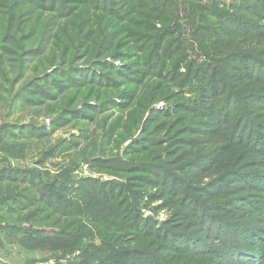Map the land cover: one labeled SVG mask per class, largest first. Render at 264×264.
I'll return each instance as SVG.
<instances>
[{
    "label": "rangeland",
    "instance_id": "1",
    "mask_svg": "<svg viewBox=\"0 0 264 264\" xmlns=\"http://www.w3.org/2000/svg\"><path fill=\"white\" fill-rule=\"evenodd\" d=\"M174 1L178 6L177 23L180 26V36L185 43V52L176 55L179 56L177 60H180V55H185L183 61L170 64L176 67L175 75L161 82L155 78L157 74L153 73L149 79L146 78L138 84L118 78L117 72L123 71L119 68L128 65L130 61L143 62L144 56H147L148 49L144 48L139 60L127 61V57H130L128 49L137 47L138 37L129 40L127 50L123 48L116 55L106 53L92 62L80 59L77 53L72 67L66 71H77L83 74L81 78L74 75V80L70 83L55 76L50 78L48 83H56L59 86L63 82L64 85L72 84L77 88L96 87L104 81L101 85H107V89L118 85L113 92L120 96L114 98L118 106L104 111H86L85 116L77 118V121L67 118L71 122L67 125L56 124L52 120L55 114H49L58 103L54 102V97L60 93L59 89L44 85L40 81L36 82L38 89L47 93L49 97L41 92L36 94L33 92L34 94L24 98L23 103H20L21 100L11 103L13 92L27 85L33 78L41 77L55 69L49 68L45 63V60H51L54 56L50 44L53 40L43 48L41 55L32 57L19 58L12 55L10 50L16 49L14 45L0 48V167L28 169L37 173L41 182H48L46 177L57 179V182L60 181V177H66L71 181L72 190L77 189L79 182L88 183L90 186L87 190L90 196L86 194L88 192L85 189L81 192L87 195L85 201L92 199L91 203H99L100 208L110 207L116 213L106 221L102 220V216L90 217L84 225L91 229L93 234L82 240L80 247L73 251L31 250L30 253L23 254L16 244H12L6 252H0V264H77L84 245L88 243L99 247L108 245L109 233L119 228H123L128 235L123 238L124 244L117 242L124 251L130 252L131 248L137 245L144 247L142 243H152L151 247L143 251L145 257L139 259L136 264H146L149 260L150 264H264V78L263 82L258 84L242 83V89L252 90L254 95L246 103L232 101L233 110L219 129H215L216 125H209L211 121L201 114H192L189 110L182 111L177 106L179 102L185 104L190 102L189 105L192 107L202 100L199 96L200 90L193 89L192 78L188 81L190 85L182 89V79L186 80L185 76L192 66L189 63L196 66L210 64L212 67L215 65L218 67L214 61L223 55L228 47L227 43L231 42L234 51L256 57L261 65L264 63V37L243 39L237 35L234 28L232 30L228 24L219 20L222 14L234 13V6L240 3L238 0H189L188 6L187 0ZM194 8L207 12L204 25L209 29L215 32L219 24L222 25L221 31H217V36L223 40V48L220 50L219 45L208 46L207 49L211 52L207 54L211 55L208 57L199 51L191 35L192 28L186 14L189 15L190 10L192 13ZM28 9L34 13L31 18L34 25L41 17L44 23L52 21L53 16L50 14H42L44 12L34 8ZM92 13L84 16L92 19V26L101 30L106 25V20L102 17L104 15L110 17L109 14L104 11ZM254 13V17L250 16L251 18L247 19L264 26V18L258 17L263 14L260 6L255 8ZM85 17H81L76 23L82 25ZM127 19L134 21L138 19V14H131ZM155 19H152L151 23L157 27L162 28V25L166 24V21L160 23ZM18 20L24 21V18ZM109 20L112 22L111 25H117L118 29L129 28L142 34L151 33L133 27L126 23L127 21L122 23L114 21L111 17ZM63 21H65L63 18L58 19L59 23ZM14 25H17V22ZM260 29L264 31V27ZM8 33L0 32V41L8 36ZM23 34H28V30L16 35L21 37ZM55 35L56 33L52 37ZM201 35L204 37L203 33ZM123 37L121 36V39ZM118 41L113 42V46ZM143 42L145 43V40H141L138 47H149L152 41L146 42L145 46ZM205 43L202 47L206 45ZM70 57L69 52V60ZM96 61H99L100 67L86 72V69ZM112 65L117 68H112ZM225 70L234 73L229 68L225 67ZM154 71L159 72V68ZM193 71L194 69L190 73ZM260 71L264 75V69ZM163 73L165 76V72ZM4 78L8 82H4ZM153 80L156 81L154 84H162V91L159 94L153 92L149 86H146V89L140 88L142 83ZM112 81H115L114 85H111ZM195 82L198 83V80ZM197 87L205 90L203 80ZM165 88L168 91L164 96L171 94L168 98L160 96ZM61 92L64 94L60 95L58 100L65 96L74 97L77 107L85 100L78 95L75 96V90ZM151 98H154L151 109L156 113L151 116L152 120L143 139L152 142L132 147L133 142L130 141L136 139L149 116V111L143 110L139 115L135 108ZM218 100L219 98L213 97L203 102L213 106L214 101ZM243 115H247L245 121L238 118ZM88 117L93 118L88 120L87 124L92 131V134L89 133L91 142L81 138L83 134L75 125V123L79 126L84 125ZM131 121L138 128L134 133L128 134L125 131L133 129ZM33 125L46 127L44 137L38 138L36 134L30 133V129L22 132L24 134L20 132L19 137H4L7 129L12 130L16 127L17 131L21 127L32 128ZM106 132L121 133L127 137L120 150L111 147L110 155L104 154L111 142ZM59 142L61 148L53 150L52 148ZM89 143H92L93 147ZM81 145L93 150L91 156L95 162L81 161L82 154L78 149ZM8 146L11 147V151H8ZM44 150H48L50 156L38 164L37 161ZM121 155L123 163H126L125 166H121L123 172L105 170L113 166L112 164L106 166L107 161H110L108 157L115 158ZM141 163L146 165L145 168L137 166ZM140 169H143V172H140ZM145 169L152 172L147 173ZM132 170L134 172H128ZM65 171H68L67 176ZM12 186L29 187L23 184ZM3 190L7 189L5 185L0 184V191ZM72 192L71 195L75 190ZM73 199L77 202L81 198L75 196ZM20 203L26 202L21 200ZM109 222H113L114 225H110ZM1 237L3 235L0 234ZM127 241L131 242L126 245Z\"/></svg>",
    "mask_w": 264,
    "mask_h": 264
},
{
    "label": "trees",
    "instance_id": "2",
    "mask_svg": "<svg viewBox=\"0 0 264 264\" xmlns=\"http://www.w3.org/2000/svg\"><path fill=\"white\" fill-rule=\"evenodd\" d=\"M238 1L240 3L234 6V13L227 12V14H222L219 20H221L222 23L228 24L232 30L234 28L237 35L241 38H263L264 31L260 28L264 26L255 24L247 18L250 16L254 17L255 8L259 6L263 14L258 17L264 18V0ZM189 2V0L186 1L187 6ZM103 3H105V5H102ZM28 8L40 10L44 12L42 14H50V16H53L52 21L44 23L41 17L37 24L34 25L31 23V18L34 13ZM177 9L178 6L174 0H0V24L3 23L0 26V32H9L8 36H5L4 39L0 41V48L14 45L16 49L10 50L12 55L19 58L23 56L32 57L41 55L43 53V48L49 41L53 40L50 44L53 47L51 49L54 52V56L51 60H45V63L49 68L55 69L50 73L43 74L41 77L33 78L27 85L13 92L11 103L20 100V103H23L24 98L31 96L33 92L35 94L36 92H41L49 97L47 93L38 89L36 82L40 81L44 85L59 89L58 92L60 93H57V96L54 97V102L58 103L53 106V111L49 113L55 114L52 120L56 122V124L63 123L67 125L71 123L67 118H71V121H77V118L85 116L84 113L86 111H104L118 106L114 98L120 95H115L113 92L118 85L111 86V88L107 89V85H101L104 83L103 81L96 87L86 86L76 88L72 84L64 85L62 81L59 86L56 83L49 84L48 81L55 76L60 77L61 80H68L70 83L71 80H74V75L81 78L83 74L77 71H66L68 68L72 67L77 53L80 55V59L92 62L106 53L116 55L120 53V50L123 48L127 50V48H129V44L127 43L133 37H138L137 47L135 49L132 47L128 49V55L130 57H127V61L132 59L139 60V55L144 48L148 49L147 56H144L143 62H141V60L130 61L131 63L128 65L119 68L123 71H119L121 73L117 72L118 78L138 84L146 78L149 79L151 74L154 73L157 74V77H155L156 79L165 82L169 76L175 75L176 67L170 64H175V62H179L180 60L182 62L185 58V55H180V60H177L179 56L176 57L180 52H185V43L182 36H180V26L177 23ZM106 10H108V12H105ZM94 11H104V13H108L114 21L117 20L122 23L127 21L126 23H129L131 26L151 33H149L150 35L142 34L141 32L138 33L129 28L118 29L117 25H111L112 22L107 15L102 17V19L106 20V25L100 30L98 27L92 26V19H88L84 16L93 14L92 12ZM131 14H138V19L128 21L127 17L129 18ZM186 16L192 28V38L196 41L201 53L204 52L208 57L211 56L207 55L211 53L207 49L208 46L219 45L218 48L220 50L223 48V40H220L217 36V31H221L222 25L219 24L215 32L206 27L204 24L206 22L205 17L207 16V12L204 9L202 11L200 8H194V11L192 10L191 13L190 10L189 15L187 13ZM81 17H85V19L82 25H79L76 21ZM19 18H24V21L18 20ZM61 18L65 21L59 23L58 19L60 20ZM154 18L160 23L166 21V24L164 26L162 25V28L159 26V28L155 26L153 22L151 23V20ZM15 22H17V25H14ZM112 29L118 30L112 31ZM26 30H28V34L17 37L16 34L26 32ZM55 33L56 35L52 37ZM201 33L204 34V37H202ZM121 36L124 37L121 39ZM206 36L208 38H205ZM172 37L175 39H172ZM127 38H129L128 41ZM167 38L169 39L166 42L165 40ZM202 39L203 42L201 41ZM117 40H119L118 43L113 46V42ZM141 40H145V43H142L144 46L147 44L146 42H152L149 43V47L145 46L140 48L138 47V43L141 42ZM204 43L206 45L202 47ZM227 45L228 47L223 52V55L214 61L215 64H218V67L216 65L212 67L210 64L196 66L194 63H189L192 64V66L189 69V73L185 76L186 80L183 81L182 79V89L190 85L188 81L192 78L193 89L197 91L200 90L199 96L202 99L200 103L192 107L189 105L190 102H188V104L183 102L177 103V106L182 111L189 110L192 114L199 113L204 118H208L211 121L209 125H216L215 129L220 128L221 124L226 121L227 115L233 110L232 101L234 103L236 101L246 103L253 97V91H244L242 89V83L244 82V84L249 85L258 84L259 82H263L264 78L263 73L260 71V69H264V63L260 65L256 57L234 51L231 42H228ZM4 51L8 52L7 50ZM69 52L71 53L70 60L68 59ZM99 65V61L94 62L86 69V72H90V70L95 69ZM157 67L159 68V72L156 73L154 70H156ZM225 67L233 70L234 73L226 71ZM112 68L117 67L112 65ZM193 69L194 71L190 73ZM124 70L126 72H124ZM163 72H165V76ZM3 80L4 82H8L5 78ZM195 80H198V83H196ZM202 80L206 86L205 90L197 87L202 84ZM155 82V80L147 81L142 83L140 88L146 89V86H149V88H152L153 92L159 94V92L162 91V84H154ZM114 83L115 81H112L111 85H114ZM178 86H180V84H178ZM66 90H75V96L78 95V97L85 98V100L81 101L78 107L75 105L76 102L74 101V97L69 98L65 96L63 99L58 100L59 96L64 94L61 91ZM166 91H168V89L165 88L160 96L163 97ZM197 91L195 94L198 93ZM181 92L182 91H180V93ZM170 96L171 94L164 96V98ZM213 97L219 98L218 101H214L213 104L215 105L212 106L203 102L204 100L209 101ZM154 98L143 101L135 108L139 115L143 110L149 111V116L136 139L130 141L133 142L132 147L152 142L149 141V139H143L145 138L143 136L147 132L149 122L152 120L151 116L156 113V111L151 109ZM194 102H196V100H194ZM46 114H48L47 109ZM238 118L245 121L247 115ZM90 119L93 118H86L87 122L82 126L75 123L80 133L83 134L81 138L89 142H91L89 140L91 138L89 133L91 132L92 134V131L89 130L87 124ZM131 122L133 124V129L126 130L125 132H128V134L129 132L134 133L138 128L134 126L133 121ZM33 126L32 128L21 127L17 131H15L16 127L12 128V130L7 129L4 132V137H19L20 132H25L28 129L31 130V134H36L38 138L44 137L46 127ZM106 134L111 138L112 143L110 142L104 154L110 155L111 147L120 150V146L127 137L121 133L115 134V132H106ZM129 138H131V136ZM235 138L236 135L234 136V139ZM61 146L59 142L52 149H60ZM91 146L93 147V144ZM86 147L85 145H81L80 148H78L83 156L80 155L81 161L89 163L93 160L91 162H95L91 156L93 150L86 149ZM7 149L11 151L10 146H8ZM47 156H50L48 150H44L40 160L37 161L38 164L46 159ZM108 158L110 161H107L106 164L108 165L106 166H110L109 164L113 166L107 167L105 170L123 172L121 166H125L126 163H123L124 159L122 155L115 158ZM150 159L153 158L150 157ZM137 166L145 168L146 165L141 163ZM145 171L147 173L152 172L148 171V169H145ZM140 172H143V169H140ZM65 175H68V171H65ZM38 176L37 173L28 169L21 170L12 167H0V184L5 185L7 189L0 191V234L3 235V237L0 238V252H6L7 248L12 247V244H16L23 254H28L31 250L70 252L79 248L82 240L92 236V230L87 229L84 225L90 217L94 216L97 218L98 216H102V220L106 221L115 216V211L110 207L100 208L99 203H91L92 199L87 202L85 201L87 197L86 194L90 196V192L87 190L90 186L88 183L79 182L77 189H74L75 193L71 195L74 190L70 187V179L60 177V181L57 182V179L52 180L46 177L49 181L41 182ZM18 184L27 185L29 187L20 188L18 186H12ZM91 185H93V183ZM84 189L87 190L88 193L81 194ZM75 196L81 199L75 202L73 199ZM21 200H24L26 203H20ZM19 214H21L20 217H16ZM101 223L107 224V222ZM23 224H27L28 226ZM109 224L114 225L113 222H109ZM127 236L123 228H119L109 233L108 245L101 247L90 243L84 245L81 248V255L78 256L77 264H136L139 259L145 257V255L143 256V251L151 247L152 243H142L145 248L137 245L131 248L130 252H127L121 249L117 243H122L124 241L123 238ZM134 240L135 239H133V241ZM130 242L131 241H127L126 245ZM147 263L150 264L151 261L149 260Z\"/></svg>",
    "mask_w": 264,
    "mask_h": 264
},
{
    "label": "built area",
    "instance_id": "3",
    "mask_svg": "<svg viewBox=\"0 0 264 264\" xmlns=\"http://www.w3.org/2000/svg\"><path fill=\"white\" fill-rule=\"evenodd\" d=\"M40 264H48V263H40Z\"/></svg>",
    "mask_w": 264,
    "mask_h": 264
}]
</instances>
